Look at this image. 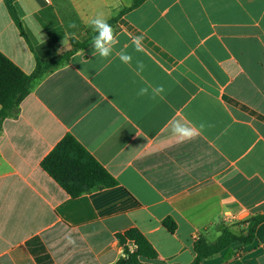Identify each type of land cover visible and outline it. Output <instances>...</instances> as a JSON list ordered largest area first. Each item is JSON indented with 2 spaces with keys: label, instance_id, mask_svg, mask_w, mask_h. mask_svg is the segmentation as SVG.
<instances>
[{
  "label": "crops",
  "instance_id": "obj_1",
  "mask_svg": "<svg viewBox=\"0 0 264 264\" xmlns=\"http://www.w3.org/2000/svg\"><path fill=\"white\" fill-rule=\"evenodd\" d=\"M133 2L17 0L23 35L0 0V51L32 74L37 58L94 35L91 17L109 22ZM113 28L116 51L144 37L143 51L127 47L131 67L115 53L94 57L89 43L3 122L0 264H116L125 252L117 235L132 228L157 251L153 264H194L200 242L247 237L264 215V0H146ZM147 84L163 85V98L138 96ZM177 120L204 129L180 142ZM69 134L116 186L74 198L43 170ZM200 264H264V221L250 242Z\"/></svg>",
  "mask_w": 264,
  "mask_h": 264
},
{
  "label": "trees",
  "instance_id": "obj_2",
  "mask_svg": "<svg viewBox=\"0 0 264 264\" xmlns=\"http://www.w3.org/2000/svg\"><path fill=\"white\" fill-rule=\"evenodd\" d=\"M11 18L24 35L21 18L16 8L17 0H3ZM146 0H134L133 5L119 13L108 23L113 27L126 12L138 8ZM95 35V34H94ZM80 42L72 40V49L57 57L45 60L37 58L36 69L32 74L24 73L8 57L0 51V131L5 119L19 115L21 103L31 94L35 86L48 74L69 63L71 57L81 48L91 43L93 36ZM43 170L47 172L71 197H79L96 189L109 188L117 185L115 178L81 145L73 136H65L52 152L42 161ZM264 215L256 218L247 237H238L225 233L216 243L200 242L195 247L194 264H200L234 242L248 243L252 240ZM163 225L170 233H175L177 224L172 218L164 220ZM117 239L124 247V256L116 264H153L159 255L149 240L137 228L118 234ZM129 244L135 249L131 251Z\"/></svg>",
  "mask_w": 264,
  "mask_h": 264
},
{
  "label": "clouds",
  "instance_id": "obj_3",
  "mask_svg": "<svg viewBox=\"0 0 264 264\" xmlns=\"http://www.w3.org/2000/svg\"><path fill=\"white\" fill-rule=\"evenodd\" d=\"M87 24L91 31L95 34L91 41V46L93 49L92 55L94 57L98 55L101 59L109 60V58L115 53V57H117L123 64L131 67L133 57L127 52V47L131 46L134 51L137 52L144 50L142 47V41L144 37L141 35L130 36L131 44L125 45L119 51H116V46L120 43L119 37L113 26L108 23V18L102 14L91 17ZM69 26L75 27V24L73 23ZM144 67L145 65L143 62L138 61L137 67L134 69V71L137 75H140L143 72ZM149 89H151L152 98H155L156 96H161V98H163L162 94L165 91L163 85L153 86L151 84H147V87L139 89L137 95H148ZM203 129V124L197 128L195 125L181 123L179 120H177L172 122L171 132L174 136L179 138L180 142H185L195 139Z\"/></svg>",
  "mask_w": 264,
  "mask_h": 264
},
{
  "label": "built area",
  "instance_id": "obj_4",
  "mask_svg": "<svg viewBox=\"0 0 264 264\" xmlns=\"http://www.w3.org/2000/svg\"><path fill=\"white\" fill-rule=\"evenodd\" d=\"M46 2H49V0H45ZM135 249V248H134ZM131 251H133V250H131Z\"/></svg>",
  "mask_w": 264,
  "mask_h": 264
}]
</instances>
